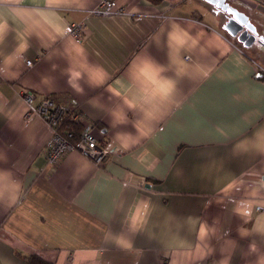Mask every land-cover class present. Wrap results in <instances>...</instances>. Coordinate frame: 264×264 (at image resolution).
<instances>
[{"label": "crops", "instance_id": "obj_1", "mask_svg": "<svg viewBox=\"0 0 264 264\" xmlns=\"http://www.w3.org/2000/svg\"><path fill=\"white\" fill-rule=\"evenodd\" d=\"M117 1L0 0V264H264V46L205 0ZM24 88L78 108L106 160L49 166Z\"/></svg>", "mask_w": 264, "mask_h": 264}, {"label": "built area", "instance_id": "obj_2", "mask_svg": "<svg viewBox=\"0 0 264 264\" xmlns=\"http://www.w3.org/2000/svg\"><path fill=\"white\" fill-rule=\"evenodd\" d=\"M260 9H264V0H254ZM91 12L98 15H110L113 13L125 14L128 12L126 5L117 0H97ZM65 32L76 41L83 39V24L72 22ZM26 65H31V60H25ZM20 96L26 104L24 121L30 116L38 115L50 129V136L46 140L43 151L49 166H54L60 157L69 150H77L82 155L96 164L103 163L109 156L104 141H99L93 134V125L74 105L58 103L53 97H43L38 102L32 90L24 88L20 90ZM69 118L80 129L78 133L72 130H63L62 123Z\"/></svg>", "mask_w": 264, "mask_h": 264}, {"label": "water", "instance_id": "obj_3", "mask_svg": "<svg viewBox=\"0 0 264 264\" xmlns=\"http://www.w3.org/2000/svg\"><path fill=\"white\" fill-rule=\"evenodd\" d=\"M227 14L222 28L243 46L249 47L255 40L257 30L248 15L229 4L226 0H205ZM257 42L264 46V35H260Z\"/></svg>", "mask_w": 264, "mask_h": 264}, {"label": "trees", "instance_id": "obj_4", "mask_svg": "<svg viewBox=\"0 0 264 264\" xmlns=\"http://www.w3.org/2000/svg\"><path fill=\"white\" fill-rule=\"evenodd\" d=\"M229 37H231V36H229ZM232 39H233V41L236 44H239L234 38H232ZM62 129L63 130H72L74 133L77 134L79 129H80V127L77 124H75L72 120H70L69 118H65L63 120V123H62ZM25 258H26L27 262H29V263H33V264H49L48 261L46 262V261L42 260L36 254L27 255V256H25Z\"/></svg>", "mask_w": 264, "mask_h": 264}, {"label": "rangeland", "instance_id": "obj_5", "mask_svg": "<svg viewBox=\"0 0 264 264\" xmlns=\"http://www.w3.org/2000/svg\"><path fill=\"white\" fill-rule=\"evenodd\" d=\"M230 2V4H232V5H234V6H236L237 4H235V3H233V2H231V1H229ZM247 11V10H246ZM250 13V12H249ZM259 15V14H258ZM251 19L253 20V21H255L257 24V27H258V30L260 31V33L261 34H264V17L263 16H261V15H259V17L256 19V17L254 18V17H251ZM218 24H220V22L218 23ZM221 25V24H220ZM255 48H259V46H257V47H255ZM254 48V49H255ZM251 47L249 48V47H246V50L248 51V52H250V53H252V51H251Z\"/></svg>", "mask_w": 264, "mask_h": 264}, {"label": "flooded vegetation", "instance_id": "obj_6", "mask_svg": "<svg viewBox=\"0 0 264 264\" xmlns=\"http://www.w3.org/2000/svg\"><path fill=\"white\" fill-rule=\"evenodd\" d=\"M214 8H215V11H217V12L220 11V14L223 16V20H225L226 17H227V14H226L224 11L220 10L219 8H217V7H215V6H214ZM260 35H262V34H261L259 31H257V34H256V37H255V40H254V42L252 43V45L249 46V48H250V47H253V46H258V45L262 46L260 43L257 42V39H258V37H259ZM260 57L264 59V54H263V55H260Z\"/></svg>", "mask_w": 264, "mask_h": 264}]
</instances>
